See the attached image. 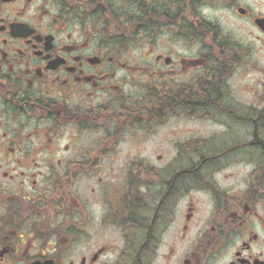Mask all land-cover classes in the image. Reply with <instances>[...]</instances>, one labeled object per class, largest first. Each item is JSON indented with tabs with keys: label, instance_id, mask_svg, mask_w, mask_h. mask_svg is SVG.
<instances>
[{
	"label": "flooded vegetation",
	"instance_id": "flooded-vegetation-1",
	"mask_svg": "<svg viewBox=\"0 0 264 264\" xmlns=\"http://www.w3.org/2000/svg\"><path fill=\"white\" fill-rule=\"evenodd\" d=\"M235 66L261 108L225 103ZM174 117L224 129L158 176L139 150ZM0 264H264V0H0Z\"/></svg>",
	"mask_w": 264,
	"mask_h": 264
},
{
	"label": "rangeland",
	"instance_id": "rangeland-1",
	"mask_svg": "<svg viewBox=\"0 0 264 264\" xmlns=\"http://www.w3.org/2000/svg\"><path fill=\"white\" fill-rule=\"evenodd\" d=\"M223 25L225 26L226 23L222 21ZM227 31L229 29L235 30V28L230 27L227 25L226 27ZM232 35L235 36V38H239V33L234 32ZM232 38V37H231ZM166 47L161 48V53L165 54L166 52L163 50ZM145 50H147L145 48ZM144 50V47L138 48V47H132L129 49L128 52H125V59L128 61H131L133 64L140 62L143 65H146L147 67L150 66V63L152 60L149 58V54H147ZM176 51L178 52V55L182 54L185 57L188 58H195L198 55V51L196 49H189L184 48L183 46H178L176 48ZM236 66L232 69L234 76H231V79L227 80V82L230 83L231 87V99L227 100L225 103H228L236 108H243L245 103L252 105L254 108H261L262 102H263V91H262V82L260 78L258 77V70L253 69L247 78H241L239 77V70L236 69ZM149 70H147V73L141 74L139 85L140 90L137 92V94H141V98L147 97V93L149 91V84L151 86V83L155 84L156 86L160 85V83H163L166 81L164 75L160 79H154L153 81L150 80ZM232 73V74H233ZM231 74V75H232ZM250 84L253 88L252 94L249 93V91H245L244 87L246 85ZM247 87V86H246ZM128 89V87H127ZM125 88V91L128 93V90ZM134 92V91H133ZM224 104V101H223ZM221 125V124H220ZM219 124L215 123L212 119L211 120H200L197 117L194 119L183 117V118H173L169 120L166 125L157 127L156 134L153 135L149 141L142 144L141 149L139 150L140 153V160L143 162H147L154 166L157 169V173L160 175V173L163 170H166L171 165H173V169L179 170L182 167H187L188 164L181 162V160L176 162V159L179 158L180 154L184 155L186 152L178 145L179 142L183 141L185 139V136L188 134L189 137H192L193 139L196 138H215L216 134L218 135V132L222 131L224 129L223 126H220ZM239 130V129H238ZM237 130V131H238ZM251 135L245 136L242 139L251 140ZM219 142V141H218ZM210 144L209 147H205L204 152L205 154H208V151L211 150H221L222 147L225 146L222 142L219 143ZM233 141H231L232 143ZM231 145V144H229ZM211 147V150L208 148ZM128 151V150H127ZM130 152L133 154V151L130 150ZM240 154L237 156L238 158L236 161L227 162L223 165L222 169L217 172L214 176H252V173H255V170L258 168V165L251 161L248 163L241 162L240 161ZM193 159H196L195 156H193ZM192 161L189 162L191 164ZM115 167L117 169L121 168L120 164L117 165H109L108 167ZM129 164H125V168L127 169ZM193 165H189L188 167H191ZM255 176V175H253Z\"/></svg>",
	"mask_w": 264,
	"mask_h": 264
},
{
	"label": "trees",
	"instance_id": "trees-1",
	"mask_svg": "<svg viewBox=\"0 0 264 264\" xmlns=\"http://www.w3.org/2000/svg\"><path fill=\"white\" fill-rule=\"evenodd\" d=\"M157 109L164 110V112H165L167 109L165 101H157ZM190 161H192V160H190ZM190 165H192V164H190ZM158 176H161V175L158 174Z\"/></svg>",
	"mask_w": 264,
	"mask_h": 264
}]
</instances>
